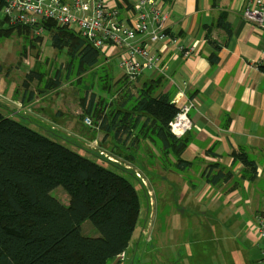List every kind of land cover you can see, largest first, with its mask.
Wrapping results in <instances>:
<instances>
[{"label": "crops", "instance_id": "obj_1", "mask_svg": "<svg viewBox=\"0 0 264 264\" xmlns=\"http://www.w3.org/2000/svg\"><path fill=\"white\" fill-rule=\"evenodd\" d=\"M102 1L114 11L109 16L111 22L135 24L137 0ZM164 1L171 10L165 28L178 41L151 42L142 32L137 34L135 41L145 45L158 59V68H145L137 83L140 86L146 79L162 76L159 93L169 92L179 108L188 102L194 104L189 111L193 124L188 132L190 143L182 154L192 165L182 171L167 170L157 150L154 157L145 148L136 153L141 157L142 166L143 158L148 157L144 162L153 167L148 175L153 176L159 211L164 213L168 207V204L163 205L166 197L171 205L170 213H164L168 215L169 237L160 244H171L175 253L170 251L167 260L162 255L155 262L249 263V256L237 239L245 237L259 247L255 216L264 214V70L261 68L264 27L245 16L253 0ZM222 14L230 31L218 23ZM186 50L191 51L185 54ZM103 54L113 64L118 63L122 55L121 49L114 46L105 49ZM213 56L217 57L216 61ZM114 67L119 79L124 72L119 66L120 70L117 69L116 64ZM41 99H32L27 105L42 103L36 115L39 113L37 116L44 118L48 106ZM54 111L60 120L55 125L57 129L71 128L65 110L56 108ZM112 139L108 138V146L123 151L124 147ZM126 147L129 151L133 149L129 144ZM240 151H246L254 160L256 172L237 158ZM221 169L222 179L210 183L208 178ZM190 230H194L193 239L188 237ZM140 261L149 260L144 257Z\"/></svg>", "mask_w": 264, "mask_h": 264}, {"label": "trees", "instance_id": "obj_2", "mask_svg": "<svg viewBox=\"0 0 264 264\" xmlns=\"http://www.w3.org/2000/svg\"><path fill=\"white\" fill-rule=\"evenodd\" d=\"M218 23L230 31L224 14ZM39 25L50 33L54 48L67 49V77L75 70V77L81 79L84 113L93 115L96 125L111 103L104 129L112 132L123 151L127 144L134 148L128 159L146 147L154 156V146L166 169L191 167L192 162L182 157L190 136H176L169 128L179 107L169 92H158L162 76L146 79L140 86L139 77L131 79L126 74L115 81L113 64L106 66L110 60L103 51L79 32L52 19L41 20ZM14 30L35 35L30 26L10 25L0 14V38ZM96 78L101 91L109 95L98 97L100 106L95 94L87 96ZM34 96L30 92L29 99ZM66 143L0 110V264H111L126 254L142 211L139 189L126 175ZM237 158L256 172L246 151L238 152ZM222 177L223 169L208 181L215 184ZM58 186L68 191V205L52 194ZM87 220L98 235L84 234Z\"/></svg>", "mask_w": 264, "mask_h": 264}, {"label": "rangeland", "instance_id": "obj_3", "mask_svg": "<svg viewBox=\"0 0 264 264\" xmlns=\"http://www.w3.org/2000/svg\"><path fill=\"white\" fill-rule=\"evenodd\" d=\"M66 50L60 51L54 48L51 45L49 33L27 36L18 32V30H14L11 34L1 37L0 110L6 115L16 117V119L52 138L61 142L67 141V146L107 165L114 171L126 175L139 189L142 211L137 227L125 257L121 261H113L111 264H157L156 262L159 261L162 255L167 260L170 251L172 254L175 253L174 248H171V244L161 246L160 243H165V240L169 237L167 235L170 227L169 220L167 218L168 215L166 216L165 214L170 213V200L166 197L163 201V205L168 204L165 214L163 211H159V197L155 193L153 176L148 175L149 171H153V167L144 162L149 160L148 157L143 158L145 160L141 162L144 165L142 166L139 161L141 157L136 153L135 158H127L135 152L134 148L131 151L128 150L129 148L126 151H122V148L114 150L112 145L108 146V138H113V136L112 132L106 133L104 121L108 118L111 103L104 107L105 114L98 123L99 125L95 124L93 115L84 113L83 96L85 93L81 86L82 82L80 83L79 80L81 79L75 77V70H72L71 75L67 77L69 56ZM104 64L111 66L110 64H113V61H110V63L105 62ZM104 64L102 66H105ZM115 64L117 69H119L117 61H114L113 66ZM114 74L115 81H117V76L119 75L116 72ZM84 77L88 78V73ZM54 83L57 84L54 86ZM99 86L100 82L96 78L91 91L87 93L88 99L92 94L96 95L95 103L97 106H100L98 104L99 96H109L107 93L102 92ZM30 92L35 95L33 100L40 97L42 98L40 101L45 102L48 106L47 112L45 111L44 113V118H39V113L37 114L38 116L36 115L40 111L38 109L39 104L42 103L27 105V102L31 101L29 99ZM115 98H117V95ZM56 108H62L69 115L66 118L70 121L68 120L67 122V119L65 120L71 128L65 131L57 129L55 125L60 120L54 113ZM86 116L92 118L91 126L85 124L84 118ZM73 125L74 127H72ZM138 130L140 131V129ZM143 143L145 145L149 144L147 141ZM111 148L112 151L110 150ZM151 149L156 154V148L153 146ZM144 150H148L147 153L151 156L150 153L152 151L149 152L150 149L146 147ZM157 152L161 155L159 150ZM162 166L166 169L164 165ZM52 194L63 204H69L70 195L63 186L53 189ZM83 232L88 236L98 235V231L89 220L83 224ZM188 237L190 239L194 238V230L189 231ZM237 240L245 249L244 253L246 252L249 256V263H242L240 260V264H264L262 249L257 246L256 242H250L245 237ZM242 240H245L247 244H244ZM144 257L148 258L149 261L141 263L140 260ZM177 263L192 264L191 262L180 260ZM162 264H169V261H165Z\"/></svg>", "mask_w": 264, "mask_h": 264}, {"label": "built area", "instance_id": "obj_4", "mask_svg": "<svg viewBox=\"0 0 264 264\" xmlns=\"http://www.w3.org/2000/svg\"><path fill=\"white\" fill-rule=\"evenodd\" d=\"M1 16L10 25H26L32 28L33 34L41 35L46 31L40 26L44 19L55 20L60 26H66L79 32L95 47L105 49L114 46L121 49L118 66L131 79L138 78L145 68L157 69L158 59L144 45L135 41L142 32L151 42L177 38L171 37L165 28V23L171 14L164 0H137L134 11L137 20L133 26L115 24L109 20L114 11H110L102 0H73L72 4L62 0H2ZM245 16L264 27V0H253L245 10ZM191 50H186L185 54ZM188 102L179 108L175 118L169 123V128L176 136L187 134L193 124L189 115L193 107ZM85 124H92V118L86 116ZM256 231L259 247L264 260V214H257ZM125 254H122V258Z\"/></svg>", "mask_w": 264, "mask_h": 264}, {"label": "water", "instance_id": "obj_5", "mask_svg": "<svg viewBox=\"0 0 264 264\" xmlns=\"http://www.w3.org/2000/svg\"><path fill=\"white\" fill-rule=\"evenodd\" d=\"M121 259H122V256L120 255L119 257H117V259L115 261L118 262Z\"/></svg>", "mask_w": 264, "mask_h": 264}]
</instances>
